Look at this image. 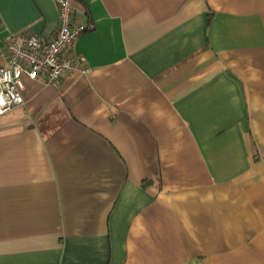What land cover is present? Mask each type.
I'll use <instances>...</instances> for the list:
<instances>
[{
    "label": "crops",
    "instance_id": "1",
    "mask_svg": "<svg viewBox=\"0 0 264 264\" xmlns=\"http://www.w3.org/2000/svg\"><path fill=\"white\" fill-rule=\"evenodd\" d=\"M85 74L0 116V264H264V0H72ZM53 0H0L53 39Z\"/></svg>",
    "mask_w": 264,
    "mask_h": 264
},
{
    "label": "built area",
    "instance_id": "2",
    "mask_svg": "<svg viewBox=\"0 0 264 264\" xmlns=\"http://www.w3.org/2000/svg\"><path fill=\"white\" fill-rule=\"evenodd\" d=\"M59 29L51 40L37 34H14L6 43V66L0 68V116L25 104V79L58 84L75 74H85L69 55L70 47L92 27L84 23L72 0H53Z\"/></svg>",
    "mask_w": 264,
    "mask_h": 264
}]
</instances>
